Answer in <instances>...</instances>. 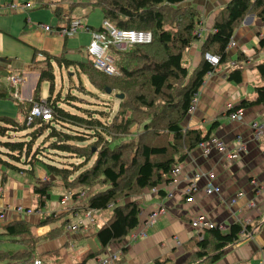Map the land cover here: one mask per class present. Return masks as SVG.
<instances>
[{"label":"crops","instance_id":"crops-1","mask_svg":"<svg viewBox=\"0 0 264 264\" xmlns=\"http://www.w3.org/2000/svg\"><path fill=\"white\" fill-rule=\"evenodd\" d=\"M230 1L185 2L188 5L193 4L199 10L200 22L197 29L202 34L185 51L183 62L189 73L194 72L201 63L202 44L214 29L217 15ZM12 4L23 7L19 10L12 9L9 6ZM80 5L84 6H72V2L64 0H0V89L17 100L0 97V117H18L21 120L11 118L18 123L26 121L29 111H25L24 103L33 98L42 71L50 64L53 70L58 63L54 57L60 58L67 45L81 46L84 42L79 40L85 39L86 45L82 49L87 61L91 32H82L78 38L76 35L72 39L60 35L51 36L52 34L38 26V23H43L56 28L68 23V19H81L71 16L76 6ZM58 7L63 14L61 18L54 14ZM87 25L92 31L101 27ZM263 39L264 12L259 15L248 14L233 34L236 47L228 50L231 60L212 77H206L200 89L199 103L183 122L184 128L201 129L204 134L210 131L211 137L224 140L229 148H233L241 138L246 145V151L237 160L226 161L216 150L209 158H204L200 148L193 149L186 161L178 166L179 173L176 178L179 184L165 185L164 197H160L159 190L154 188L145 189L140 196L134 198L141 207L140 223L134 229L136 232L143 228L144 220L153 210L161 206L166 209V213L147 229L146 237L133 239L129 234L123 242L112 244L98 258L84 264H99V259L105 258L111 252L118 253V259L113 264H184L195 251L191 221L200 215L219 225L223 231H227L234 222L243 223L246 220H249L248 224L253 228V232L243 233L236 244L227 247L218 261L209 264H264V136L259 140L254 139L251 128L254 122L264 124V104L244 110L241 121L231 119L226 112L229 104L234 106L242 100L256 98L255 88L262 83L256 65L264 61V46L260 45ZM242 48H246L248 54L243 53ZM241 55L244 58H239ZM59 65L62 66L60 63ZM70 66L81 71L77 65ZM236 68L243 69V81L240 84L228 80L229 73ZM10 76L22 77L23 80L14 87ZM39 95L41 101H47L41 97V92ZM51 97L56 99L54 95ZM7 99L14 101V109ZM216 120L220 124L212 129V123ZM39 165V168L38 165L34 167V173L26 165L22 166L24 170L27 169L24 172L6 170L8 175L4 187L1 186L0 178V211L7 206L20 205L34 209L38 206L34 186L56 180L42 164ZM198 170L213 172L212 181L221 187L220 195L205 194L203 189L207 179L201 178L198 180V190L189 199L185 194L184 179L193 176ZM58 183L63 186L62 181ZM66 193L59 196L58 202L52 200L49 203V200L42 209L44 215H53L55 218L45 225H39L41 216L37 214L19 218L12 210L7 212L6 219L0 220V264H32L35 259H40L42 264H80L87 251L99 249L98 240L94 241L99 229L97 225L101 227L108 222L113 213L112 208L106 209L108 212L96 210L93 214L95 223H91L85 216L87 194L82 198L77 196L76 199L64 202L62 199ZM239 193L242 196L237 202L229 204L228 201L236 198ZM22 218L32 224L31 233L39 239L36 250L30 255H23L27 247L18 238L8 236L6 231L7 224ZM50 232L54 236L50 234L48 237ZM176 238L181 240V245L176 244ZM81 245L86 248L80 252L78 258V246Z\"/></svg>","mask_w":264,"mask_h":264},{"label":"trees","instance_id":"trees-1","mask_svg":"<svg viewBox=\"0 0 264 264\" xmlns=\"http://www.w3.org/2000/svg\"><path fill=\"white\" fill-rule=\"evenodd\" d=\"M64 1L72 2V6L87 3L99 7L103 12V19H107L118 29L149 31L152 34L150 43L137 44L129 51L121 52L117 63L121 72L119 76H108L96 70L89 55L87 61L79 63L65 60L63 55L60 58L54 57L66 67L77 65L95 88L106 93V88H111L112 91L118 90L124 94L120 109L110 123H103L94 117L89 119L78 116L56 104L57 100L51 97L55 88L51 64L42 71L32 101L24 104L25 111L28 112L33 102L41 101V82L49 81L51 96L47 103L52 108L53 120L47 123L38 121L36 125L27 126L25 120L18 123L11 118L0 117V135L20 139H10L2 145L9 150L0 154L2 187L7 182L6 170L24 172L27 169L24 170L22 166L26 165L34 173V167L42 164L51 175L63 182L66 191L76 190L78 194L84 191L87 194L85 210L103 211L112 208L111 218L106 224L99 226L95 234L100 247L87 251L80 262L84 264L98 258L112 244L123 242L140 223L141 207L134 198L140 196L145 189L154 188L159 190L160 197H164L166 193L163 188L172 182L173 169L184 163L190 152L201 142L211 138L210 131L204 134L201 129L184 128L183 122L189 115L193 106L192 100L201 89L207 74L225 67L231 60L228 50L236 28L248 14H262L264 0H231L221 9L215 19L214 29L202 44V61L192 73L184 66L183 58L185 51L199 38L196 31L200 13L193 4H185L188 0ZM54 14L58 18L63 15L59 7ZM94 30L98 31L100 28ZM260 45L264 46V39L260 41ZM206 53L218 56L217 66L205 58ZM256 70L262 81L255 88L256 98L242 100L227 109V115L239 109L246 110L264 104V61L256 65ZM228 80L240 84L243 81V69L236 68L231 71ZM0 97H12L16 100L2 89ZM53 123L95 131L93 136L97 141L91 145L92 152L90 148L74 145L75 141L82 139L56 131ZM219 124V120L214 121L212 129ZM137 126L142 129L137 130L135 135L133 128ZM49 127L53 129L50 138L58 139L51 148L77 155L83 160L79 169L44 162L38 153H32L34 138ZM24 132L26 134L23 135ZM14 135L16 137H12ZM131 135L136 138L112 146L118 139ZM95 154L97 157L93 164L81 170ZM76 172L79 173L71 179ZM54 182L34 186L33 191L38 196L36 208L46 207L51 199ZM89 189L96 190L89 194ZM77 193H74V199ZM39 216V225L48 224L55 219L48 214ZM31 227L32 224L24 218L6 226L7 235L18 238L27 247L23 255L34 253L39 242L31 233ZM51 232L48 237L50 234L54 236ZM245 232H253V228L248 223L240 222L232 223L227 231H223L219 225L206 229L202 239L196 236L192 238L195 251L184 264H209L218 261L225 249L236 244Z\"/></svg>","mask_w":264,"mask_h":264},{"label":"built area","instance_id":"built-area-1","mask_svg":"<svg viewBox=\"0 0 264 264\" xmlns=\"http://www.w3.org/2000/svg\"><path fill=\"white\" fill-rule=\"evenodd\" d=\"M12 9L19 10L23 6L18 4L9 5ZM39 27H42L44 31L48 34L52 35H60L66 38H73L82 32H91V41L87 46V53L93 59V65L96 70L99 72L108 75V76H119L121 74L117 63L119 60V56L121 52H126L132 49L137 44H146L152 41V34L149 31H140V30H126V29H118L115 25H113L107 19H103L100 30H91L89 26L82 19H73L69 23H66L60 27L52 28L49 25L38 23ZM196 34L200 37L201 31L197 29ZM229 47H236V42L234 40L231 41ZM242 52L248 54V50L246 48H242ZM205 58L214 66H217L219 63V58L216 55H212L210 53L205 54ZM215 72H209L207 77L210 78ZM23 78L18 76H10L11 84L16 87L18 84L22 82ZM200 90L194 96L192 100V109L199 103L200 101ZM32 101V98L29 99ZM233 105H227L228 109H231ZM242 109L231 112L229 116L231 119L236 121H241L243 118ZM53 120V111L50 105H48L47 101H39L33 102L32 106L26 117V125L33 126L38 124V121L50 122ZM253 130V137L256 140L261 139L264 136V124L261 122H254L251 125ZM200 148L202 156L204 158H209L213 151H217L221 154L222 158L226 161H235L240 156L241 153L246 151V145L241 138H239L237 144L233 148H229L226 142L218 137H211L207 141H203L198 145ZM179 167H175L173 169V179L172 184H179V180L176 178V175L179 173ZM175 175V176H174ZM201 178L207 179V184L204 187V192L207 195H220L221 187L219 185L213 184L214 174L213 172L206 173L205 171L198 170L193 176L186 177L184 181L186 182L185 194L189 196V199H192L194 192L198 190V180ZM169 183V184H171ZM164 189V188H163ZM158 190V189H157ZM76 195L77 192L68 191L66 195L63 196L62 201L67 202L73 199V195ZM78 194V193H77ZM78 197H84L85 192L81 191ZM242 196V193H239L236 198L231 199L229 204H235L239 197ZM9 210L13 211V214L19 218L37 214L42 215V209L38 208H26L20 205H16L14 207L7 206L3 210L0 211V220L6 219L7 212ZM96 212L95 209L87 210L85 216L91 223H95V218L93 214ZM166 213V209L164 207H159L153 210L147 218L144 220L143 228L136 232L133 230L130 232V236L133 239H137L139 237H146L147 229L152 226L163 214ZM249 220L244 221L243 223H248ZM212 221L208 220L204 215H200L192 218L191 226L194 230V236L198 239H202L203 233L206 229L215 226ZM72 229V227H69ZM221 228V227H220ZM176 244L181 245V240L179 238L175 239ZM118 259L117 252H111L105 258H100L99 264H113ZM32 264H42L40 259H35ZM263 264V262H262Z\"/></svg>","mask_w":264,"mask_h":264},{"label":"rangeland","instance_id":"rangeland-1","mask_svg":"<svg viewBox=\"0 0 264 264\" xmlns=\"http://www.w3.org/2000/svg\"><path fill=\"white\" fill-rule=\"evenodd\" d=\"M72 17H79L84 22H86L89 25L94 26L95 28H98L102 25L103 22V12L99 7L92 6L90 4H85L84 6H76L74 11L71 14ZM81 35L79 33L78 36ZM51 36H59V35H51ZM73 39V38H72ZM68 40V39H67ZM83 40V41H82ZM69 41V40H68ZM79 41L84 42L81 46L78 44L66 46V49L62 51V55L64 58L70 62L79 63L84 62L86 60V57H84V48L86 43L85 39H81ZM53 73L55 77V88L54 93L52 95L55 96V98L58 101V104L60 107L64 108L66 111L76 114L81 117L85 118H93L98 119L99 121L103 123H110L114 116L118 113L121 105V100L116 97V93H119L118 90H114L112 94H107L103 90L95 88L88 76L81 71H78L77 68L74 66L66 67L65 64L62 66L57 63L54 65ZM41 97L43 99H48L51 94L50 90V82L45 80L41 82ZM9 105H11V108H13L14 101L11 99H7ZM10 107V106H9ZM15 107V106H14ZM18 109V108H17ZM6 110H9L6 109ZM20 110V109H19ZM16 119L17 121L21 120L18 117H11ZM142 128L140 127L138 129L137 127L133 128V134L136 135L137 130L140 131ZM53 129L51 127L46 128L44 130L43 134H38L35 139V146L32 150V153H38V156L40 159L44 162L55 164L59 167H67L70 169H79V167L83 164V160H81L77 155H72L69 153H63L61 151H58L53 147L52 145L55 144V142L58 139L50 138V135L52 133ZM56 131L58 132H65L68 133L77 139H82L81 141H75L73 143L74 145L85 148L91 149V145L97 141L96 137L93 136V133L95 135V131L88 130L84 127H76L71 126L69 124H56ZM16 137V135L12 136ZM136 138L133 135L126 136L118 139L115 141L114 144H118L120 142H129L131 139ZM13 139L8 137L7 135H0V154L4 152H8L9 150L5 149L3 145L4 142ZM24 139V138H21ZM13 140H20V139H13ZM25 140V139H24ZM29 140V138H28ZM39 148V149H38ZM97 151V148H96ZM92 152V149H91ZM4 158H7L6 155H3ZM97 157V154L92 156L91 161L88 163L87 166L83 167L81 170H85L89 168L95 158ZM41 165H38L37 168H39ZM79 172H76L73 174L72 178L76 176ZM55 183L53 186L51 199L55 201H59V196L66 193L65 187L61 186L58 182L60 179L55 178ZM58 181V182H57ZM58 183V184H57ZM61 186V187H59ZM64 187V188H63ZM96 189H99L95 187ZM96 189H89L88 192L91 194ZM107 212L109 210H106ZM109 214V213H108ZM99 224V223H97ZM100 225H97L99 227ZM94 241L97 242V238H94ZM79 251L77 252V256L79 258L80 252H82L86 247H83V245L78 246Z\"/></svg>","mask_w":264,"mask_h":264},{"label":"water","instance_id":"water-1","mask_svg":"<svg viewBox=\"0 0 264 264\" xmlns=\"http://www.w3.org/2000/svg\"><path fill=\"white\" fill-rule=\"evenodd\" d=\"M107 94H112L113 91L111 88H106ZM116 97L118 99H123L124 98V94L123 93H116Z\"/></svg>","mask_w":264,"mask_h":264}]
</instances>
